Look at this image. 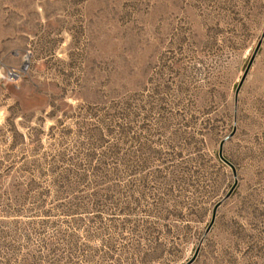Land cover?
<instances>
[{
	"label": "rangeland",
	"instance_id": "rangeland-1",
	"mask_svg": "<svg viewBox=\"0 0 264 264\" xmlns=\"http://www.w3.org/2000/svg\"><path fill=\"white\" fill-rule=\"evenodd\" d=\"M0 264H264V0H0Z\"/></svg>",
	"mask_w": 264,
	"mask_h": 264
},
{
	"label": "built area",
	"instance_id": "built-area-1",
	"mask_svg": "<svg viewBox=\"0 0 264 264\" xmlns=\"http://www.w3.org/2000/svg\"><path fill=\"white\" fill-rule=\"evenodd\" d=\"M11 75L12 76H17V72L14 71Z\"/></svg>",
	"mask_w": 264,
	"mask_h": 264
}]
</instances>
